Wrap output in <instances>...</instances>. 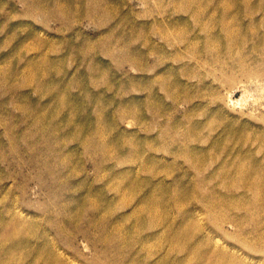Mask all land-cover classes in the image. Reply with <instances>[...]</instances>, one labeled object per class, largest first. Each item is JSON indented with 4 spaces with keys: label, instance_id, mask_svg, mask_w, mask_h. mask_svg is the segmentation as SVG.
I'll return each instance as SVG.
<instances>
[{
    "label": "rangeland",
    "instance_id": "obj_1",
    "mask_svg": "<svg viewBox=\"0 0 264 264\" xmlns=\"http://www.w3.org/2000/svg\"><path fill=\"white\" fill-rule=\"evenodd\" d=\"M28 1L0 0V121H15L22 131L28 123L20 120L26 116L20 105L37 111L57 93L54 104L64 114L72 112L68 118L77 126L108 137L116 169L131 168L153 187H164L160 200L168 203L155 204L156 227L136 210L145 187H136L138 195L126 193L127 207L101 212L115 234L107 251L111 257L112 252L125 257L122 264H187L191 255L202 257L197 264H264V46L260 42L253 56L241 55L257 41L244 35L264 36V0H190L189 6L188 0H106L100 9L115 10L113 18L93 11L99 0H73L67 21L29 14ZM223 22L241 33L225 63L216 59L225 45L218 53L202 44L207 31L218 32ZM109 47L115 50L108 52ZM37 60L44 62L28 65ZM56 128L53 141L61 143L49 164L58 170L62 165L55 155L66 154L62 179L74 192L66 201L78 195L93 199L92 189L102 187L97 179L104 173L95 162L105 164V159L88 155L64 124ZM6 140L1 123L0 142ZM24 148L19 142L26 157ZM237 154L245 158L242 166L250 179L240 178L238 166L223 163ZM33 168L0 161V200L12 193L18 214L36 220L41 239L60 246L64 258L99 264L101 245L95 250L88 238L56 229L57 207L45 206ZM114 195L102 189L96 200L111 202L104 199Z\"/></svg>",
    "mask_w": 264,
    "mask_h": 264
},
{
    "label": "bare ground",
    "instance_id": "obj_2",
    "mask_svg": "<svg viewBox=\"0 0 264 264\" xmlns=\"http://www.w3.org/2000/svg\"><path fill=\"white\" fill-rule=\"evenodd\" d=\"M142 1L144 2L145 0ZM60 2L65 3V5L60 4ZM72 2L73 0H29L28 13L31 15L40 14L45 17L52 15L53 17L59 18L62 21H67L72 11V8L70 9L69 7L71 6ZM89 2H91V0H89ZM92 2H95V0H92ZM104 2H106V0H99V2H95L96 5H93V11L96 10L97 12L100 11L102 13L104 11L105 13L106 9L104 7L103 9L105 10L100 9L101 6L104 5ZM42 3L51 5V7L48 8ZM185 3L187 6H189L191 1L188 0ZM62 8H64L66 12L62 11ZM106 12H108V14H110L109 16H111L112 18L114 17L115 10H108ZM201 12V9L195 10L192 13V16L197 17ZM114 27L115 26L112 24L111 29H113ZM239 31L240 28L235 30L226 22H223L218 32L217 30L215 31V33L207 31L202 44H204L205 48H208L211 51L216 48L219 49L220 44L225 45V47H223L221 55L219 54L216 57L217 60L222 59V62L225 63L224 60L226 56L233 55L232 44L234 45L235 39L238 35L241 34L239 33ZM244 36L248 38L250 36H256L257 41L255 42V45L252 47V49L249 50V54L246 52V55L241 54L242 56H253V52H257L259 50L260 42L261 47L264 46V36L260 38L255 34V32ZM216 42L219 44H217ZM218 49L216 51L220 53L221 50ZM107 50L108 52H112L115 50V48L109 47ZM211 57L208 58L210 59ZM43 62L44 60L40 63L37 60L34 63L29 62L28 65L39 66ZM179 86L180 85L177 84V87ZM169 89L166 88L167 91ZM179 96L180 95L175 94L172 97L176 100L178 99L176 97ZM55 97H57V93L53 94V97L51 99L52 101H47L46 103L41 105L37 111L36 109L33 111L29 110L28 105H20V109L24 112V115H26L20 118V120L27 121L28 127L25 128L28 129L27 132H24L25 129L22 131H19L18 129L16 130L17 123L15 121H11L9 119L3 120V122L0 121L2 124H4L5 137L7 139L6 144L0 142V147H2L0 149L2 150V153L0 154V161L7 162L9 165H12L16 168H22L26 164L30 167H34L32 169L31 175L34 178H37L38 187L40 188V190H44L43 194L45 197H47L45 206L47 204H50L51 208L55 206L57 207L58 215H55L56 220L54 223L56 229L59 232H64L65 230L71 229L75 233V235H81L84 238H88L90 240L91 246L94 249L98 245H101V247H103V252L96 259L99 264H122L123 262H126L125 257H122L120 259V256H114L113 252L111 257V255L107 252L108 250H110V245H112L111 241L114 240L113 238L115 234L113 232H110L112 228L109 230L110 223H106V220L100 217L101 212H106L105 209H108L109 213L111 214L110 210L113 209L114 213V208L117 206L119 208L127 207L128 201L126 200V193L132 191L133 193L138 195L136 187H145L147 189L143 191L142 195L139 196L137 204L138 207L136 208V210L138 211V213H145L146 216L151 217L148 221L149 224L147 225H149L150 227H156L155 225H159L160 221L156 219L157 210L154 209V206L155 204H158L159 201H161L162 203H168V200H160V197L162 196V189L164 187L161 184L159 186L153 187L152 184H150L148 181L150 179L140 178L135 171L131 170V168L122 167L120 169H116V158L112 152L113 147L111 146V142H109L107 139L108 137L102 135V131L99 129L94 128L93 131L90 132L89 128H86L85 125L77 126L72 118H68L70 116L69 114L72 115V112L64 114L61 110L58 109L59 106H56V104H54ZM184 98H187V96H184ZM68 100L69 99H64L63 102L65 104H69ZM61 115H63L64 119H59L58 121L56 118H59ZM61 124H64L68 128L67 135H70L71 139L80 141L82 148H84V151H86L88 155H91L95 159V157L101 154V156L106 161L105 164L95 162V169L97 171L104 170V173L99 174V179H97L102 182V187H93L92 190L94 191L95 195L93 199L91 198L92 195H90L88 201H86V197H80L79 195L77 197L75 196L70 201H66L67 195L69 197V195L73 194L74 192L66 188V178L62 179L63 176L65 177V174L62 172L61 167L68 164V162H66L67 158H65V153L63 154L58 150L57 152L61 153L55 155L57 156V159L59 158L60 165H62L58 170H56V168H53L49 164L50 156L55 153L61 143L60 141V143L58 141H53V139L57 138L58 135H55L52 131L56 130V127H60ZM18 137L22 139L17 140ZM19 142H22L23 145L25 144L24 149L26 150L24 151L28 152L26 157H23L20 152ZM6 152H8V154ZM11 154L16 158L15 159L13 157L14 162L9 159L8 155ZM122 156L123 155H121V157ZM236 156L238 157H234V160H232L233 162H228L227 159L223 163L225 165L238 166L241 173L240 178H244V180L248 178L250 179V176L252 174L247 172L242 166L243 164H245V158L240 154H237ZM128 157H130V155ZM208 157L209 156H207V158ZM68 158L70 159V157ZM212 159H210V161ZM122 160L124 161L125 159ZM192 160L197 166L201 165V159L199 158V156H194ZM144 166L145 165H143V167ZM35 167L38 168V172H36ZM157 175L158 174H154L153 176L157 178ZM219 176L221 175H217V177ZM255 180L257 181V178ZM230 184H232V182H230L229 185ZM102 189L115 191L116 196L114 195L115 197L113 199H109L107 197H105L104 199L112 200L111 202L106 203L105 201V203L102 202L101 204L97 202L96 199L100 197ZM67 191H69V194H67ZM196 193L197 192H195L194 195H196ZM198 195L199 194L197 193V196ZM0 205V264L78 263L77 258L74 255H67V257L64 258L62 255L63 253L59 254L60 246H57L55 243L50 244V242H48L46 239H41L42 235L36 228V220H27L25 218H22L18 214V211L16 209L18 203L13 202L12 193L9 192L8 195L1 197ZM175 208L177 210L179 209L178 206H175ZM70 209L74 212L72 218L65 215V212ZM55 211L56 209H54L53 212H49L50 217H53V213H55ZM207 211L211 212L210 210ZM109 213L108 215H110ZM76 221L81 222L82 225H76ZM156 222L157 224H155ZM138 223L140 225L142 224L141 222ZM108 234L112 235L109 236ZM105 255H108V257L111 259H106ZM16 256H18V258H16ZM201 258L202 257L199 255H191L187 264H192L193 260L195 261L194 264H197V260Z\"/></svg>",
    "mask_w": 264,
    "mask_h": 264
}]
</instances>
